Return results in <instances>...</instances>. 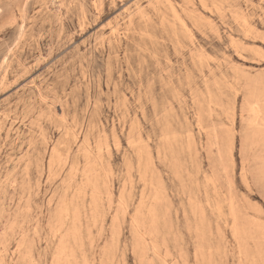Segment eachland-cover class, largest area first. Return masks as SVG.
<instances>
[{
  "label": "rangeland",
  "instance_id": "obj_1",
  "mask_svg": "<svg viewBox=\"0 0 264 264\" xmlns=\"http://www.w3.org/2000/svg\"><path fill=\"white\" fill-rule=\"evenodd\" d=\"M0 264H264V0H0Z\"/></svg>",
  "mask_w": 264,
  "mask_h": 264
},
{
  "label": "bare ground",
  "instance_id": "obj_2",
  "mask_svg": "<svg viewBox=\"0 0 264 264\" xmlns=\"http://www.w3.org/2000/svg\"><path fill=\"white\" fill-rule=\"evenodd\" d=\"M23 16V15H22ZM23 18V17H22ZM23 20V19H22ZM19 38V37H18Z\"/></svg>",
  "mask_w": 264,
  "mask_h": 264
}]
</instances>
